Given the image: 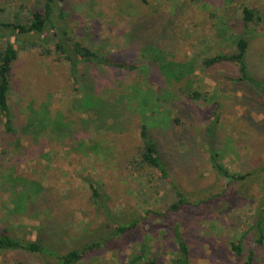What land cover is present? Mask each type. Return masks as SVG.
I'll use <instances>...</instances> for the list:
<instances>
[{
  "label": "rangeland",
  "instance_id": "374dc122",
  "mask_svg": "<svg viewBox=\"0 0 264 264\" xmlns=\"http://www.w3.org/2000/svg\"><path fill=\"white\" fill-rule=\"evenodd\" d=\"M43 3L44 0H0V23H26L31 12L42 9ZM242 6L256 9L263 19L260 28L248 30L247 64L252 75L264 79V0H149L148 5L140 0H64L56 12L58 16L64 11L57 25L66 26L78 40L94 44V49H104L126 60H134L137 55L128 43L132 25L136 21H156L155 30L150 32H164L157 42L163 40L161 45L168 48L170 61L191 62L197 73L173 82L172 88L186 87L191 80L192 89L201 93V99L191 101L173 90L171 102L161 109L160 116L152 119L163 124L149 133L162 147L171 177L163 179L155 169L135 176L123 161V155L125 150L134 151L140 146L139 117L131 113L133 130L122 137L82 131L79 120L84 117L72 108L80 94L75 91L70 65L58 59L50 44L51 56L42 55L37 48L19 49L13 64L9 101L16 125L28 123L32 105L35 108L45 105L52 118L73 122L74 132L70 136L75 138L47 132L33 142L31 137L20 134L4 135L0 123V233L31 241L40 238L58 254L72 248L82 249L93 242L103 243L101 236L104 239L112 236L113 223L104 211H96L91 204L88 183L94 179L103 196L107 195L103 198L107 212H118L120 220L127 221L138 212L144 215V220L133 230V235L112 238L77 264H128L141 252V242L146 243V260L142 264H150L154 259L156 264H172L177 250L171 231L173 216L168 215L167 224L154 217L153 212L164 213L176 199L173 184L193 203H199L216 195L228 183L211 167L210 145L222 151V161L231 172L255 173L252 195L261 196L258 182L264 181V97L247 83L235 81L236 66L228 63L212 68L203 66L206 57L234 49V38L226 36L241 31ZM220 28L225 31L220 32ZM6 34L17 36L11 31ZM79 70L83 72L85 67L81 65ZM108 74L113 77L111 80L119 79V89L145 82L139 72ZM149 82L158 88L162 79L154 72ZM167 111L172 119L169 124L161 120ZM217 117L220 123L216 132L208 133L206 129ZM175 120H179L178 124ZM184 128L189 132L181 137ZM81 139L86 145L82 149L73 144L67 146ZM186 142L190 146L187 157L180 159V164L173 162V158L186 153ZM32 183H39L45 189L42 196L46 194L50 203L40 198L28 201V196L26 208L14 211L18 197L32 194ZM259 208H262L259 202L243 200L234 202L221 215L186 210L185 217L181 215V226L190 248L191 264H244L243 258L232 254L230 243L246 232ZM147 211L152 215L144 214ZM252 239L253 235L244 238V257L252 247ZM257 255L263 258L262 251L258 250ZM0 264L61 262L53 256L16 250L0 252Z\"/></svg>",
  "mask_w": 264,
  "mask_h": 264
},
{
  "label": "trees",
  "instance_id": "16d2710c",
  "mask_svg": "<svg viewBox=\"0 0 264 264\" xmlns=\"http://www.w3.org/2000/svg\"><path fill=\"white\" fill-rule=\"evenodd\" d=\"M63 2L64 0H44L43 8L32 11L26 23H0V123L3 134L28 136L31 137L33 142H37L47 132L58 134L64 138H73L74 135L70 136V132H74V128L71 126L73 122H64L63 118H52L49 112L46 111L45 105L39 108H35L32 105L30 108L32 113L28 123L21 127L17 126L16 118L9 102L13 64L18 58L19 49L37 48L41 50L40 53L42 55L51 56L53 51L48 47V44H50L54 46V53L58 55V59L70 65L71 79L75 86V91L80 94L78 98L74 99L72 108L84 117L79 120L81 130H92L96 134L105 133L109 136L122 137L130 134L133 130L134 125L130 118L133 117L131 113L135 114L139 117L138 134L140 146L134 151L133 149L125 150L123 155L125 159L123 161L128 163L127 166L132 175L140 176L147 170L155 169L161 178L169 179L171 177L169 161L163 156L159 142L150 136L149 132L152 128L163 125L159 121L155 123L152 119L160 116L161 109L166 103L171 102L174 90L172 88L173 82H180L187 79V76L197 75L194 65L191 62L183 64L170 61L168 48L165 46L164 48L161 45L163 40L161 39L157 42L164 35V32H158L159 35L155 34L156 32H150L154 31L157 25L154 20L136 21L135 25H132L128 43L137 51L134 60L119 58L115 54L107 53L104 49H94V44L89 45L90 43L78 40L76 37L71 36L66 26L57 25L59 23L58 17L62 19L64 11H60L58 16H56V12ZM140 2L148 5L149 0H140ZM262 21V16L258 14L256 9L242 6L240 17L241 31L238 33L233 32L226 36L234 38V49L228 53L219 52L216 55L206 57L203 60V66L212 68L224 63L236 66L238 76L235 81L247 83L264 97V79H259L252 75L247 64V55L250 48V41L247 37L248 30L251 28H254L252 31L257 30L262 26ZM6 30L13 32V34L15 33L17 36L13 37L12 34H6ZM221 31L224 32L225 29L220 28ZM81 65L85 67L83 72L79 70ZM123 71L139 72L145 77V82L137 84V86L123 85L119 89V79L111 80L113 77L109 76L108 73ZM154 72L155 75L159 74L162 79L161 84L157 85L158 88H154L149 82ZM192 88H194L192 81L188 80L186 87H179L175 90L191 101H199L201 93ZM167 114L168 111L166 114L164 112L161 120L169 124L172 119ZM175 122L178 124L179 120H175ZM218 123H220L219 117L215 119L206 131L212 133ZM183 130V136L181 135V137H185L186 132H189L188 128ZM71 144L79 149H82L85 145L82 139L79 142L72 141L67 146L70 147L72 146ZM185 144L188 145L187 142ZM186 147V153L178 155L177 159L173 158V162L182 163L180 159L186 158L190 152V146ZM113 154L114 157L112 159H115L116 154L114 152ZM209 154V162L212 169L219 177L228 180V183L222 187L221 191L199 203H193L188 195L181 191L179 186L173 184L176 199L164 213L153 212L154 217H160L167 224L169 221L168 215L171 214L173 216L174 225L171 227V231L177 250L171 263L191 264L190 248L184 238L181 226L183 222L181 215L185 217L184 212L186 210L194 211L198 214L216 212L221 215L228 212L233 207L234 202L245 200L250 203L251 201L259 202L262 208L256 211L248 225V229L240 239H235L230 243V250L235 257L243 258L244 264H264V181L258 180L262 194L257 198V196L252 195L251 191L254 183L253 179L256 176L255 173L238 174L231 172L222 161V151L214 145H210ZM262 171L264 172V168ZM16 181L17 179H15ZM88 186L91 192L90 201L94 209L98 212L104 211L105 217L107 219L110 217V223H113L111 237L104 239L101 236V240H105L103 243L93 242L86 244L82 249L72 248L66 253L58 254L54 247L45 245L43 240L38 238V234V239L31 241L14 237L7 233H0V252L23 250L32 254H41L47 257L53 256L61 264H77L88 253L95 252L103 244L111 241L112 238L120 236L122 238L124 234L133 235V230L142 223L144 215L137 212L136 217L133 219L128 218V221L126 218L120 220V213L107 212V204L103 200L107 195L103 196L99 183L94 179H90ZM31 192L32 194L23 193L16 199L14 211L17 212L26 208L28 196H30L28 201L32 198L37 200L40 198L45 203H50L46 194L42 196L45 189L39 183H32ZM144 214L149 216L152 215V212L147 211ZM54 227L52 232L55 231ZM56 235L54 233L55 237H57ZM247 235H253V243L248 250V255L244 257L246 251L244 238ZM141 246V252L131 258L128 264H142L146 260V243L141 242ZM258 250L263 253L262 259L257 255ZM150 264H156L155 259Z\"/></svg>",
  "mask_w": 264,
  "mask_h": 264
}]
</instances>
